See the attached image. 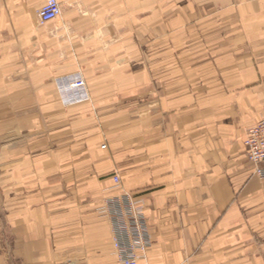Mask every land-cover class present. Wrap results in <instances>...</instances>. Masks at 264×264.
<instances>
[{"label":"crops","instance_id":"1","mask_svg":"<svg viewBox=\"0 0 264 264\" xmlns=\"http://www.w3.org/2000/svg\"><path fill=\"white\" fill-rule=\"evenodd\" d=\"M44 1L0 0V264H118L98 207L123 191L150 225L138 264H264L243 144L264 0H58L41 25Z\"/></svg>","mask_w":264,"mask_h":264},{"label":"built area","instance_id":"2","mask_svg":"<svg viewBox=\"0 0 264 264\" xmlns=\"http://www.w3.org/2000/svg\"><path fill=\"white\" fill-rule=\"evenodd\" d=\"M43 3L36 12V18L41 25L58 19L61 12L58 0H45ZM66 86L69 89L85 91V81L79 75L68 81ZM85 97L82 93L79 98ZM243 144L247 158L255 165L253 173L264 181V118L248 128ZM112 178L115 184H119L118 175H113ZM104 200L101 210L110 223L113 251L118 264H138L139 260L146 258L152 244L149 221L142 206L127 192ZM65 263L78 264L70 258Z\"/></svg>","mask_w":264,"mask_h":264},{"label":"rangeland","instance_id":"3","mask_svg":"<svg viewBox=\"0 0 264 264\" xmlns=\"http://www.w3.org/2000/svg\"><path fill=\"white\" fill-rule=\"evenodd\" d=\"M37 12V11H36ZM37 22H38V18H37ZM39 23V22H38ZM60 79H61V77H60ZM61 81V80H60ZM65 88H67V86H66V84L65 83H63V81L62 82H59L58 83V91H61L62 93L64 92V89ZM89 97L88 96H86L85 98H83V99H81V98H79V97H76L74 100H67V101H69V102H66V100H65V103H72V102H70V101H73V102H75V101H79V100H88L89 101ZM61 128H60V125H59V130H60ZM105 145V144H104ZM103 148V147H102ZM113 175H118L117 173H115V174H113ZM119 177V176H118ZM114 181V180H113ZM120 183V182H119ZM114 185L115 186H117L118 184H115L114 183ZM123 192H127V193H130V192H128V191H123ZM122 192V193H123ZM131 194V193H130ZM117 195H121V194H117ZM132 195V194H131ZM111 196H116V195H108V197H111ZM133 196V195H132ZM108 197H105V198H103V200L101 201V204H100V206L98 207V215H100V216H104V217H106L104 214H103V212H102V210H101V206L103 205V203H104V199H107ZM133 198H134V196H133Z\"/></svg>","mask_w":264,"mask_h":264}]
</instances>
